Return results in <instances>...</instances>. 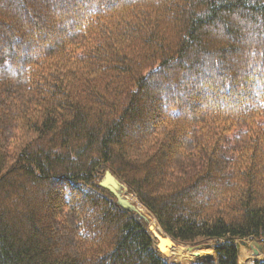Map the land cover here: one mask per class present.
Listing matches in <instances>:
<instances>
[{"label":"trees","instance_id":"16d2710c","mask_svg":"<svg viewBox=\"0 0 264 264\" xmlns=\"http://www.w3.org/2000/svg\"><path fill=\"white\" fill-rule=\"evenodd\" d=\"M153 219L213 258L161 256ZM242 240L264 253V0H0V264Z\"/></svg>","mask_w":264,"mask_h":264},{"label":"rangeland","instance_id":"374dc122","mask_svg":"<svg viewBox=\"0 0 264 264\" xmlns=\"http://www.w3.org/2000/svg\"><path fill=\"white\" fill-rule=\"evenodd\" d=\"M121 194H125L124 190L120 191ZM125 197L129 200L130 203L136 202V198L132 195H125ZM141 208L140 206H138ZM153 227L154 232L161 235V229L156 224V221L153 219L149 222V228ZM153 231H151L152 234H155ZM158 244V243H157ZM173 249L171 251H165L166 254L161 253V256L168 258L171 262L174 263H189L198 259H211L213 258V250H212V243H208L206 246H201L200 248H197L192 251H198L205 253V256L201 258H192L189 259V253L187 252V248L185 245L182 244H176L174 243ZM158 247V245H157ZM264 258L263 249L257 247L254 242L248 241V240H242L240 242V257H239V264H249L251 260L253 259H262Z\"/></svg>","mask_w":264,"mask_h":264},{"label":"water","instance_id":"95a60500","mask_svg":"<svg viewBox=\"0 0 264 264\" xmlns=\"http://www.w3.org/2000/svg\"><path fill=\"white\" fill-rule=\"evenodd\" d=\"M99 184L106 189H108L110 192H112L119 200L123 201L126 204H131L129 200L126 197H121L120 192L118 191V183L115 180V178L111 175L109 171H106L105 177L102 181L99 182ZM126 195V194H124ZM150 231H153V228H149ZM154 232V231H153ZM153 236L157 239L158 242V249L160 252L163 254H166L165 251H171L173 249V244L175 241H173L168 235L161 233V235L153 234ZM254 244L261 248V245L257 244L254 242ZM187 249L189 250H195L197 248H194L192 246H186ZM200 248V247H199Z\"/></svg>","mask_w":264,"mask_h":264},{"label":"bare ground","instance_id":"6f19581e","mask_svg":"<svg viewBox=\"0 0 264 264\" xmlns=\"http://www.w3.org/2000/svg\"><path fill=\"white\" fill-rule=\"evenodd\" d=\"M153 228V227H152ZM154 231V230H153ZM155 234L159 235L158 233L154 232ZM189 250V249H188Z\"/></svg>","mask_w":264,"mask_h":264}]
</instances>
